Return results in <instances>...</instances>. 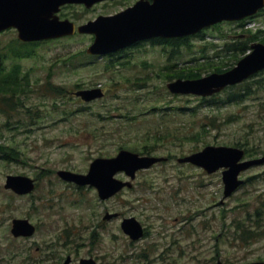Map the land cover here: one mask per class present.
<instances>
[{"label":"rangeland","instance_id":"rangeland-1","mask_svg":"<svg viewBox=\"0 0 264 264\" xmlns=\"http://www.w3.org/2000/svg\"><path fill=\"white\" fill-rule=\"evenodd\" d=\"M132 2L105 1L87 9L75 5L61 13L80 24ZM258 29H264V13L246 26L225 22L206 28L202 37L189 38L190 46H182L178 54L170 47L144 42L114 54L111 63L108 56L84 55L92 34L24 46L14 43L16 30L1 31L2 63L7 69L19 67L29 82L24 92L13 95L14 105H24L20 110L0 108V146L19 153L18 158H7L0 152V264H33L28 258L37 259V246L66 239L73 241L64 250L76 257L72 264L90 252L96 253L98 264L264 261V163L242 172L245 182L225 197L221 171L208 174L176 159L206 145H240L261 151L255 156L262 154L264 70L249 80L251 92L238 102L226 101L229 91H241L238 86L223 90L218 103L210 104L193 95L172 93L166 86L176 78L169 77L171 64L178 62L175 67L180 68L201 63L237 35L249 36L247 31ZM20 48L28 56H17ZM227 57L215 60L230 66ZM95 87L102 88L104 96L92 101L71 93ZM8 97L0 94L3 108L11 101ZM120 147L138 153L150 148L151 154L170 159L139 171L131 189L106 201L98 198L93 187L57 176L59 169L86 173L95 157L115 155ZM7 174L34 178V191L17 195L5 189ZM106 210L136 217L146 235L131 241L120 229L121 217L103 222ZM19 217L36 225L32 237L11 235V221ZM245 231L253 232L246 237Z\"/></svg>","mask_w":264,"mask_h":264},{"label":"water","instance_id":"water-1","mask_svg":"<svg viewBox=\"0 0 264 264\" xmlns=\"http://www.w3.org/2000/svg\"><path fill=\"white\" fill-rule=\"evenodd\" d=\"M102 0H0V30L9 27L17 29L18 38L34 41L81 33H93L94 40L88 46L91 54H105L117 51L137 41L152 37H181L195 34L204 27L224 20H239L255 14L264 6V0H137L132 6L114 14L99 15L77 27L69 19H60L56 12L65 3H84L90 7ZM252 51L225 72H213L196 79L178 78L167 84L174 93H193L207 96L228 85L236 84L264 68V43L251 44ZM82 100L88 101L103 95L100 88L81 89L75 92ZM244 150L233 146L207 145L201 150L178 158L179 162H191L202 166L208 172L220 167L223 171L225 195H229L242 180L238 179L241 170L264 162L261 157L240 161ZM164 156L139 155L127 149H120L112 157H97L90 163L87 173L58 170L57 174L67 181L80 185L97 187L102 198L109 197L123 186H131L114 174L123 170L131 178L141 168L165 160ZM4 188L18 194H26L34 188L32 178L25 175H8ZM116 213H107L111 218ZM123 230L132 238L143 234V228L135 217L124 218ZM35 227L26 218H15L12 233L15 236L31 235ZM70 257L63 264H68ZM82 264H95L92 259H82ZM217 264H222L220 261ZM250 264H264L253 262Z\"/></svg>","mask_w":264,"mask_h":264},{"label":"trees","instance_id":"trees-1","mask_svg":"<svg viewBox=\"0 0 264 264\" xmlns=\"http://www.w3.org/2000/svg\"><path fill=\"white\" fill-rule=\"evenodd\" d=\"M263 11L259 14L264 13V9H262ZM218 25V24H217ZM249 34V36H244V37H240L239 35H237L238 38H236V40H234L233 42H229V43H225V45L221 48V50L217 51L213 56L207 57L204 59L203 62H197L195 63L196 65H188V66H183V67H175L177 66L176 63L171 64L169 66V70H170V75L169 77H180V78H195L200 76L202 73V70L206 69V68H210L213 67V70L216 71H222L224 69L229 68L230 66H228L229 63H225V62H218L220 60V56H228V60L232 61V62H236L237 60L240 59V57L245 54V52L250 48V43L251 41H255V40H260L264 42V37L261 35H264V29H258L257 31L254 32H247ZM15 41H17V39H15ZM155 43H162L165 45H169L172 50L174 52H178L179 48L181 46L187 45L190 46V43L188 42V38H173V39H155L154 40ZM24 46L29 45V43H20ZM18 50H22V48L18 49ZM29 52H27L26 54H28ZM22 54H24V52H22ZM215 58H219V60H215ZM198 61V60H197ZM222 61V60H221ZM231 62V64H232ZM14 73H12L10 80L3 78L1 79L0 82L4 83L3 89H0V94L3 95V97L5 96H9L6 100H10V103L13 104L14 99H13V95L15 93H17L20 90H23V92L25 91V87L26 85H28V79H27V75H25V81H23L22 77L20 76V68H14ZM174 70H178L173 72ZM23 76V75H22ZM18 83V84H17ZM56 91H61L60 88H56ZM248 93V89H246V91H244V93H229L226 101H231V100H235L237 98H242V96L246 95ZM199 100L201 102H207L208 104L210 103H218L216 101V98H199ZM10 103H8V105L12 108L13 105H11ZM4 111V110H3ZM246 150V154H248L249 156H253L258 152V150H254V152H251L252 149L251 148H245ZM0 152L7 154L6 156H8L7 158H15V157H19V153L15 148L12 147H7L5 145H1L0 146ZM152 151V149L150 148H145L143 150L142 153H150ZM3 158L5 157L4 155H2Z\"/></svg>","mask_w":264,"mask_h":264},{"label":"flooded vegetation","instance_id":"flooded-vegetation-1","mask_svg":"<svg viewBox=\"0 0 264 264\" xmlns=\"http://www.w3.org/2000/svg\"><path fill=\"white\" fill-rule=\"evenodd\" d=\"M136 0H133V2ZM60 243L56 242H46L42 243L41 246H37L36 251L39 253L37 257L39 259L38 264H62L64 258L58 256L60 251L58 250ZM69 253H62L63 256H66ZM95 254V253H94ZM90 252L88 257H94L98 261L97 255H94Z\"/></svg>","mask_w":264,"mask_h":264}]
</instances>
